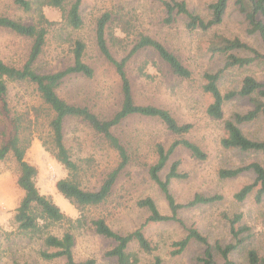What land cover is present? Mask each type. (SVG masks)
<instances>
[{
  "label": "rangeland",
  "instance_id": "374dc122",
  "mask_svg": "<svg viewBox=\"0 0 264 264\" xmlns=\"http://www.w3.org/2000/svg\"><path fill=\"white\" fill-rule=\"evenodd\" d=\"M32 11L24 12L13 0H0V16L19 19L32 23L36 15V7L46 0H31ZM65 5L68 8L69 3ZM187 8L203 18H209V4L213 0H183ZM235 0H230L223 22L206 32H189L185 28V17L178 15L170 25L165 24L163 6L151 0H82L81 15L83 24L73 29L63 20L62 11L44 5L42 11L51 24L44 52L36 62L40 72H52L64 68L71 63V49L76 39L86 44L85 61L94 68V76L86 78L81 75L67 76L58 88V93L70 103L86 105L100 118L107 119L119 108V80L114 69L100 56L94 43V28L96 18L104 11L121 8L123 12L131 11L135 15L133 22L138 31L148 33L163 42L175 52L182 62L191 70L188 79H180L170 75L165 66L160 69L147 67L152 75L146 79L137 73L138 65L145 59L155 58L140 54L133 58L127 72L132 82L134 98L140 104H154L166 108L179 122H190L193 127L184 135L197 144L206 154L204 160L194 159L185 149H178L159 173L164 178L173 161H179V172L185 173V178L172 179L169 188L176 201L185 203L195 193L203 195L220 194L223 198L218 202L199 205L192 208H181L178 217L186 226L193 225L214 246L216 242L225 245L233 241L229 233V224L222 213L231 215L241 213V224L250 230L241 234L243 242L231 253L230 257L237 264L246 263L248 249L255 248L264 254V194L258 202L254 189L241 202L233 198L244 184L253 180V173L243 172L232 178H220L221 168H234L257 161L264 165V155L254 151H239L225 149L220 140L226 135L224 120L236 112H244L251 108L247 100L234 99L225 102L223 118L214 119L207 112V106L212 101L210 94L204 92V72H215L223 66V56L214 55L208 51V46L215 34L227 37L238 36L249 45L261 52L259 39L253 33L247 32L248 25L244 17L237 11ZM116 7V8H115ZM117 29L115 30V33ZM133 35H129L131 39ZM126 44V43H125ZM31 40L14 32L0 28V59L21 66L27 59ZM112 53L120 58L125 51L123 46L111 45ZM249 55V52H241ZM157 68V67H156ZM250 74L259 81H264V59L255 61L243 68L226 69L218 80L222 92L239 87L241 79ZM8 100L17 111H24L26 105L37 103L31 87L25 83H8ZM243 132L252 139H264V118L242 124ZM125 143L131 161L117 178L107 200L96 207L85 211L88 219L105 217L108 224L117 232L127 233L136 229L147 217V210L137 206V201L143 197H152L163 214H169V208L164 195L158 186L150 179L147 167L155 162L154 145L158 142L168 146L176 137L168 132L156 120L131 117L124 120L114 129ZM65 140L72 157L81 167L79 174L81 185L87 189L99 186L104 175L117 165V154L90 127L79 120H68L65 126ZM25 160L37 168L36 183L41 193L46 194L68 216L79 215L78 210L55 188V182L67 175V171L45 151L40 140L34 136L25 152ZM17 163L9 154L0 162V264H67L63 258L45 261L38 256L43 248L40 239L30 233H21L11 219L23 191L17 186ZM153 246V254L138 250L132 242L130 250L137 252L141 263L151 261L153 255H159L163 264H201L202 247L192 242L179 255L170 256L171 243L185 236V227L177 222L148 223L143 228ZM52 234L60 236L63 226L50 228ZM111 246V241L94 233L89 226L75 230L73 254L75 260L94 258L95 264H116L113 259L104 255ZM215 250V247H213ZM218 264L222 259L215 254Z\"/></svg>",
  "mask_w": 264,
  "mask_h": 264
},
{
  "label": "trees",
  "instance_id": "16d2710c",
  "mask_svg": "<svg viewBox=\"0 0 264 264\" xmlns=\"http://www.w3.org/2000/svg\"><path fill=\"white\" fill-rule=\"evenodd\" d=\"M81 1L72 0L67 9L65 5L68 4V0L43 1L36 7V17L32 23L0 16V28L8 29L31 40L27 59L21 66H15L0 59V162L9 154L14 157L18 171L16 184L23 191V196L14 209L12 223L16 224L19 232L30 233L42 241L43 248L38 251V256L45 261L63 258L67 264H95L94 258L75 260L73 254L75 230L89 226L94 233L111 241V246L104 255L113 259L116 264H163L159 255H153L151 261L141 263L137 252L129 248L130 244L135 242L140 252L153 254L156 247L145 235L143 228L148 223L173 221L185 227L186 234L171 243L170 256L181 254L189 244L196 242L202 247L201 256L197 259L199 263L218 264L215 259V254H218L222 259L221 264H237L230 255L243 242L244 237L241 234L250 230V227L240 223L242 214L222 213V217L229 224V233L233 241L225 245L216 242L213 246L207 236L196 227L186 226L178 217V211L181 208L218 202L223 197L220 194L195 193L187 202L179 203L169 188L172 179L187 176L179 172V161H173L170 164L164 178L159 175L178 149L187 150L196 160H204L207 157L197 144L184 137L193 124L179 122L166 108L150 103L140 104L134 98L127 66L140 54L155 58L154 60L145 59L138 65L137 73L143 78L152 77L147 72V67L160 69L159 64L165 66L167 72L174 77L180 79L191 77V70L175 52L157 38L138 31L133 22L135 15L131 11L123 12L121 8H117L102 12L95 21L94 43L101 58L114 69L119 80L121 96L119 108L107 119L100 118L86 105L68 102L58 93L59 86L67 76L81 75L86 78L94 76V68L85 61L86 44L83 40L76 39L73 42L69 65L52 72L37 70L36 62L44 52L48 30L53 24L46 18L41 6L48 5L61 10L65 24L77 29L83 24ZM151 1L163 6L166 14L163 19L165 24L170 25L178 15H183L187 31L206 32L223 22L230 0H213L209 4L211 11L209 18H203L191 12L183 0ZM13 3L24 12L33 9L31 0H13ZM234 4L247 22V32L257 36L264 51V0H235ZM129 35L133 37L129 39ZM115 44L124 48L125 53L120 58L112 53L111 45ZM208 51L212 56L222 55L224 61L223 66L217 71L203 74L205 83L202 88L204 92L210 94L212 99L207 106V114L214 119H222L225 102L234 99L247 100L251 104L248 110L236 112L231 118L224 120L226 135L220 140L221 146L225 149L254 151L264 155V139H252L241 128L242 124L251 123L260 117L264 118V81L246 74L236 89L222 92L218 85V80L226 69L250 66L255 61L264 59V52L249 45L238 36L227 37L221 34L214 35ZM244 51L249 52V55L240 54ZM10 82L25 83L31 87L32 94L38 99L37 103L26 105L24 111L15 110L8 100V83ZM131 117L156 120L176 137L168 146L161 142L154 145L156 160L147 167L150 179L164 195L170 212L163 214L152 197H143L137 201V206L147 210V217L136 229L120 233L111 228L105 217L88 219L85 211L107 200L120 173L130 164L131 155L125 143L115 134L114 129ZM73 119L83 122L96 132L118 157L117 165L104 175L95 189H87L81 185L79 178L81 167L72 157L65 140L66 122ZM34 136L40 140L45 151L67 171L65 177L55 182V188L78 210L77 217L66 215L50 196L40 192L36 183L37 168L25 160V152ZM246 171L253 173V180L235 192L233 198L241 202L255 189V198L259 202L264 194V165L260 162L253 161L234 168H221L218 176L232 178ZM56 225L63 226L60 236L50 231V228ZM245 264H264V254H260L255 248L248 249Z\"/></svg>",
  "mask_w": 264,
  "mask_h": 264
}]
</instances>
